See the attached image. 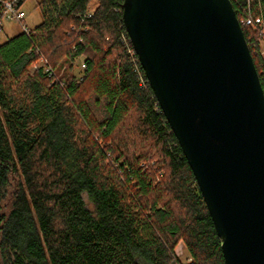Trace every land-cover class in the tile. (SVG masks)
Listing matches in <instances>:
<instances>
[{"label":"trees","instance_id":"1","mask_svg":"<svg viewBox=\"0 0 264 264\" xmlns=\"http://www.w3.org/2000/svg\"><path fill=\"white\" fill-rule=\"evenodd\" d=\"M122 1L42 0L31 36L0 43V264H224L196 180L128 53ZM229 1L238 21L261 22L241 29L264 93V0ZM40 55L57 82L31 70Z\"/></svg>","mask_w":264,"mask_h":264},{"label":"water","instance_id":"2","mask_svg":"<svg viewBox=\"0 0 264 264\" xmlns=\"http://www.w3.org/2000/svg\"><path fill=\"white\" fill-rule=\"evenodd\" d=\"M120 9L224 264H264V93L230 1L123 0Z\"/></svg>","mask_w":264,"mask_h":264},{"label":"rangeland","instance_id":"3","mask_svg":"<svg viewBox=\"0 0 264 264\" xmlns=\"http://www.w3.org/2000/svg\"><path fill=\"white\" fill-rule=\"evenodd\" d=\"M41 1L42 0H24V2L22 4L21 11L24 14L22 22L25 23L30 30L33 29L35 26H37L42 21V15L44 14V12L41 11V7H42V6H40ZM94 7H95L94 4H91L88 8L89 11H93ZM45 15L47 16L48 14L45 13ZM0 28H1L0 43L5 42L7 39L17 35L20 32L19 24L13 20H9L7 18H3ZM44 34H45V30L41 31L40 34L36 32V37H43ZM259 51L261 54L264 55V43L261 44ZM82 62H83V58H78L75 61L74 66H73L74 67L73 73L75 76H77V78H79L81 76V72L83 70L81 68ZM83 198H84L87 206L89 208H91L89 203L87 202V198L85 195L83 196ZM175 255L182 262L187 261L186 260L187 254H186V251H185V248H184V245L182 242H179V244L175 248Z\"/></svg>","mask_w":264,"mask_h":264},{"label":"built area","instance_id":"4","mask_svg":"<svg viewBox=\"0 0 264 264\" xmlns=\"http://www.w3.org/2000/svg\"><path fill=\"white\" fill-rule=\"evenodd\" d=\"M24 0H6L3 2V11H2V20L3 18H7L9 20H13L15 22H17L20 26V31L22 33H24L27 36H31V32L30 29L27 27V25L25 23H23V17L24 14L21 11L22 6L19 5L20 2H23ZM79 19L81 20V22L83 23L84 20L89 19L91 17V12L87 11L85 12L83 15L78 16ZM0 21V26H1V22ZM240 25H249V26H253L256 28H259L261 26V22L259 19H255L253 20L252 18L249 17H242L241 20L238 21ZM1 31V28H0ZM122 39L124 42H126V37L122 36ZM134 51L130 48L128 49V53L132 55ZM41 68L43 70V73L49 77L52 78L51 83L57 82V76L55 74V71L50 67V65L48 64L47 60L40 55L39 60L32 65L31 70H37ZM81 68L84 69L85 65L82 62L81 63Z\"/></svg>","mask_w":264,"mask_h":264}]
</instances>
